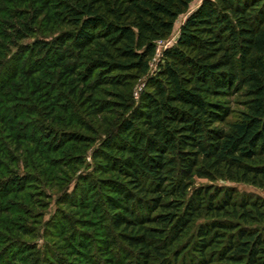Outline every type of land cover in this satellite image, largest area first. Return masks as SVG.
I'll list each match as a JSON object with an SVG mask.
<instances>
[{
    "label": "trees",
    "instance_id": "obj_1",
    "mask_svg": "<svg viewBox=\"0 0 264 264\" xmlns=\"http://www.w3.org/2000/svg\"><path fill=\"white\" fill-rule=\"evenodd\" d=\"M13 10L0 12L14 31L2 38H34L0 80V134L16 153L30 144L16 125L40 117L68 130L41 127L51 161L81 164V147L115 119L93 153L99 179L82 177L76 199L99 197L136 264H264V199L193 188L198 177L264 190V0H16ZM182 17L152 74L158 42L171 39ZM42 23L60 32L37 38ZM235 100L243 110L229 121ZM6 148L0 165L8 173L15 157ZM9 180L27 189L25 177Z\"/></svg>",
    "mask_w": 264,
    "mask_h": 264
},
{
    "label": "rangeland",
    "instance_id": "obj_2",
    "mask_svg": "<svg viewBox=\"0 0 264 264\" xmlns=\"http://www.w3.org/2000/svg\"><path fill=\"white\" fill-rule=\"evenodd\" d=\"M11 1L16 2V0H8L9 3L5 1L1 6V13L14 12ZM198 2L193 4L192 11ZM184 21L185 17H182L175 28L170 39L173 44ZM12 23L13 20L8 14H0V80L3 76L4 67L10 63L9 61L20 55L24 45L34 41L32 37L23 41L14 38L12 41L3 39L2 35L11 37L14 33ZM35 31H38L37 38L50 39L60 32V28L42 23L36 26ZM159 60L160 56L153 61L152 74L158 70ZM145 85L146 78H142L134 86L133 96L136 104L138 99L135 94L141 93ZM238 103L235 100V104L232 106L233 115L229 121L238 118L239 113L243 110V107ZM75 114L86 118L82 110ZM107 120L109 127L104 131H99L100 133L96 136L93 144L90 146L85 144L81 147V164H75L78 162L74 161L69 163L51 161L56 156L48 154L45 150L52 144V141L48 143L47 136L41 133L46 131H42L43 128L41 127L46 125L45 128L50 133L68 130L54 126L52 123H45L40 117L35 122L32 120V124L27 126V122L24 120L16 125V131H20L19 133L24 135L27 133L30 137V144L24 142V149L21 152L16 153L14 146L5 138V135L0 134V147L11 149L10 155L15 157L13 160L15 163L11 167H8L10 164L6 167V169H10L8 173L3 170V168L5 169L4 164L0 165V169H2L0 170V187L9 192H18L17 195L7 194L9 196H6L3 190V194L1 193L0 196V220H4L3 223L0 221L1 259L6 260L8 264H89L88 261L94 264H136L132 258L133 251L122 241L119 232L113 228L110 216L106 208L102 206V202L98 200L99 197L90 195L85 199L82 193H78L76 199V191L82 187L79 184L82 177L90 176L88 177L89 184L94 181L97 182L99 179V176L94 174L93 153L101 146V142L107 133L115 127V119L107 117ZM37 126L40 128L35 131ZM75 130L87 134V132H82L80 128ZM32 142L39 144L36 150L32 147ZM40 157L47 160H41ZM46 161L50 165L49 169L42 164L43 162L46 165ZM53 166L56 167L55 170ZM50 171L58 173L55 175ZM17 175L27 179L25 183L20 182L23 183L21 185L27 186L24 193H20L21 188L15 191L16 186L10 183L9 179ZM110 177L114 176H106V178ZM193 182V188H233L237 200L243 197L264 199L263 189L243 183L224 180L211 182L208 179L198 177H195ZM3 212H9V214ZM202 220H199L197 224ZM76 241L84 246V250L77 246ZM169 255L171 256V253ZM108 258L114 262H107L106 259ZM150 264H159V261L153 260Z\"/></svg>",
    "mask_w": 264,
    "mask_h": 264
},
{
    "label": "built area",
    "instance_id": "obj_3",
    "mask_svg": "<svg viewBox=\"0 0 264 264\" xmlns=\"http://www.w3.org/2000/svg\"><path fill=\"white\" fill-rule=\"evenodd\" d=\"M158 55L157 56H160L162 50L168 48V47H171V45H173V43L169 40L167 41H161V42H158ZM136 98L139 99V96H140V93H136L135 94Z\"/></svg>",
    "mask_w": 264,
    "mask_h": 264
}]
</instances>
